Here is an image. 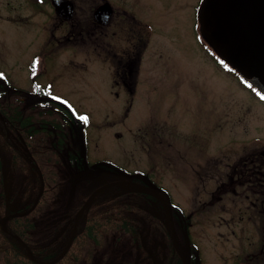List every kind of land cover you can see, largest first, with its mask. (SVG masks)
<instances>
[{"label": "rangeland", "instance_id": "rangeland-1", "mask_svg": "<svg viewBox=\"0 0 264 264\" xmlns=\"http://www.w3.org/2000/svg\"><path fill=\"white\" fill-rule=\"evenodd\" d=\"M76 1L81 8L71 23L81 24L71 27L32 0H11L10 8L0 0V84L12 81L11 91L41 88L47 97L69 104L76 145H86L82 154L74 150L83 156L82 170L71 163L68 151L53 156L61 161L49 162L63 181L51 197L61 191L66 218L75 215L95 186L115 178L111 172L96 180L85 170L108 162L118 176H141L170 194L174 213L188 226L195 264H264V207L253 203L259 195L250 190L243 166L245 157L264 150V100L238 73L216 66L207 43H196L203 0H114L137 8L149 39L135 93L114 86L116 66L133 49L138 27L119 25L118 16L104 28L90 25L88 0ZM53 140L46 144L49 150ZM6 157L9 201L25 208L40 191L37 173L15 168L11 152ZM53 205L59 203L43 204L35 216L39 243L46 228L59 234L53 229L56 220L67 222ZM148 206L149 213L165 219L158 199ZM114 232L99 235V244L92 242L95 264H128L127 254L136 255L131 238ZM159 244L165 248V239Z\"/></svg>", "mask_w": 264, "mask_h": 264}, {"label": "trees", "instance_id": "trees-1", "mask_svg": "<svg viewBox=\"0 0 264 264\" xmlns=\"http://www.w3.org/2000/svg\"><path fill=\"white\" fill-rule=\"evenodd\" d=\"M12 86H15L12 81L0 84V113L5 117L6 122L4 134L0 137V142L3 141L5 148L12 153V159H14L13 166L15 168L21 169L24 173H31V171L35 174L37 173L36 179L40 184V191L32 204L27 203V207L25 208L13 205V208L9 210V212H12V215L8 219L7 232L5 233L0 230V264H36L26 260L28 258L27 247L19 242L22 247L21 250L13 248L7 243V239L14 236L17 240L30 244L33 248L32 250L36 251L37 249L33 243L34 240L31 239L32 233H30V231L32 232L35 229V216L43 204L48 205L52 202H57L59 205H53V211L58 212L61 220L67 221L63 224L65 228L64 232H66L64 242L65 244L67 243L73 233L74 215H71L72 218H66L67 214L62 210V203L59 202L62 194L61 191L56 194V198L51 197V192L53 191L54 195L63 181L58 171L49 167V162L61 161L60 157L57 156V159H55L53 156L68 151L71 156V163L77 167V170H82L83 158L79 153L76 155L74 150L70 149V147L74 146L72 136H77V131L73 122L75 114L70 111L69 106L47 97L44 89L34 87L28 92L23 89L11 91ZM34 93H38L42 97L35 96ZM0 126H2V121L0 122ZM18 137H21V140L25 143L24 151L26 150V153L29 155L28 157L34 158V163L26 160L22 163L23 161L18 159L20 157L18 151L15 148H11V145H13ZM52 138L54 140L51 143V152H49V147L46 144H49ZM2 165L0 160V185H3L4 180H7L5 173L1 170ZM105 166H107L108 170L116 171L112 166ZM97 177L96 175V180ZM120 179L125 180L126 178L122 177ZM113 180H116V178ZM113 180H111L106 189L101 191L88 208L83 222H81V226L78 229L79 234L76 241L83 244L90 239L91 241L95 240V244H99V235L118 231L126 234L136 243V255L132 253L130 256L131 251L127 254V258L130 260L128 264H144L145 262L146 264H158L159 262L161 264H184L179 250H182L180 244L186 247V239L189 233L187 232L188 226L182 223L181 216L174 213L176 226V238H174L169 217L164 214L165 219L162 220L160 217L149 213L148 201L155 200V195L153 196L130 183L114 182ZM132 180L138 183H147L143 177L135 174L129 177V181ZM43 181H45V191L41 194ZM6 183L4 181V184ZM87 183L90 184L89 187H92L91 181ZM96 189L98 188L95 186L94 190ZM94 190H91L88 196H85V201ZM28 194L27 191L26 196L29 197L30 195ZM103 198L107 201L102 205V208H99L98 203ZM33 207L35 209L31 210ZM94 207L98 209V212L94 211ZM59 210H61V213ZM56 221L57 223L60 222L59 220ZM163 239H165V248L159 244L163 242ZM137 240L139 244H137ZM63 245L64 243H61L58 249H52L54 251V253L52 252L53 255H45L46 257L40 260L43 262L56 260L55 255L57 253L61 255L60 253L64 249ZM72 250L62 257L61 260L51 264H65L67 259H70V262L75 264V255ZM187 250L188 247H186V251H182L187 253ZM21 251L26 255L23 258ZM191 257H193L192 264H195L194 255Z\"/></svg>", "mask_w": 264, "mask_h": 264}, {"label": "flooded vegetation", "instance_id": "flooded-vegetation-1", "mask_svg": "<svg viewBox=\"0 0 264 264\" xmlns=\"http://www.w3.org/2000/svg\"><path fill=\"white\" fill-rule=\"evenodd\" d=\"M32 1L34 2V5L36 6V8H39V6H41V5L46 6L48 8L50 7L51 8V12L52 13L55 12L56 15L59 17V19L60 18L62 19L61 21H62L63 24H68V26H71V27L81 24V21H79L78 23H75L73 21V23H71L72 20H74V19L76 20L77 10H78V8H81L76 0H69V1H71V3L73 4V7H74V12L72 14L71 20H67V18H64V16L58 15L56 7H54L53 0H32ZM7 2L9 4V8H10V5L12 4L11 0H7ZM21 3H23V2H21ZM106 4L111 6L112 16H111L108 24L102 25V24L99 23L97 17L95 16V13H96V11L99 8L105 6ZM86 6H87L86 9H88L89 14L92 16L90 21H89L90 25H94V26H98V27L104 28L106 26H110L113 23V21H114V17L118 16L117 22H118L119 25L125 26L126 24H131L133 26H137L138 27L137 32L133 34V36H134V42L132 43L133 46H134L133 49L130 51V53H128V51L126 50L127 52L124 53L123 55H121V57H120L119 66H116V71H118L117 73H118L119 79H117V81H116L117 85L114 86V87L121 86L123 88V90H126V91H128V90L131 91L132 90L135 93L137 85H138V82H139L138 81V76H139V74L141 72L144 56L146 55L147 49L149 47L148 46L149 39L146 38V35H144V31H143V29H141V26H140V23L141 24L142 23L145 24V22L142 21L144 19H141V18H144V17L142 16L140 18L138 16L136 7L133 8L132 6H129V4H126V3H124V6H119L118 4L114 3V0H88V4ZM83 8H85V6H83ZM148 20L149 21L146 22V24H147L146 27L150 28L153 24L150 22V19H148ZM197 22H198V14H197ZM197 28H198V30H197L198 37H197V42L196 43H200L201 46H203V44H204V46H206L205 39H204V37L202 35V32H200V23L199 22L197 23ZM54 29H55V27H54ZM176 39H178L177 35H176ZM202 53H204L206 55L208 54L206 52H202ZM211 53L212 54H210V56L211 57L213 56L212 59H213V62H214V64L216 66H218L220 68L226 66V64L223 63L219 59L218 56H215L216 53L213 54L212 51H211ZM222 64H224V65L222 66ZM227 67L230 68L229 66H227ZM248 88H250V87H248ZM260 98L264 99L261 96H260ZM16 104H17V100H16ZM1 121H2V126H0V137H2L3 134H4V128H5L4 125L6 123L5 122V117H4V119H2L0 117V122ZM85 138H84V140H85ZM72 139H73V142H74V146L70 147V149L79 151L80 154L85 152L86 145H83V143H79V146L76 145V136H72ZM24 144L25 143L23 142V140H21V137H18V139L15 140V142L13 143V145H11V148H15L18 151L19 156H20L18 159L23 161L22 163H24L25 160L34 163V158L28 157L29 155L26 153V150L24 151ZM77 147L79 148V150H77ZM76 151H74V152L76 153ZM7 152L8 151L5 148L4 142L3 141L0 142V160H1V163L3 164L2 165V169H1L3 171V173H4L3 169L6 166L7 160H8L7 157H6L7 156ZM243 162H244V164H243L244 169H246V172L248 173V180L250 182L249 183L250 190H252L255 195H259V197H257L255 199V201H253V203L260 204L262 207H264V150H262L261 152L253 153L252 155H249L248 157H245ZM13 163H14V159H13ZM96 166H98L97 169L100 168V167L102 168V170L100 171L101 173L111 174V172H113L112 170H108L107 166L103 165L102 162H100V161H99V163H97ZM93 169H94V171L92 172V174L96 175V173H100V172H98L97 169L95 170V167H93ZM113 173H112V175H114L115 178H116V180H113L114 182H120V183L125 182L124 180H121L119 178V176L117 177ZM4 181H5V183L6 182L7 183L4 184ZM4 181H3V185L2 184L0 185V199L2 200V202L0 204V206H1V208H0V220H2L3 218H6V217H7V220H6V230L2 229L1 224H0V230L2 232L6 233L7 232V227H8V224H9L8 223V219L12 215V212H9V210H11L13 208V205L8 199V197H9L8 181L7 180H4ZM132 181H131V183H132ZM133 182H136V181H133ZM139 184H143V183H139ZM1 188H2L3 192H1ZM164 197H166V196H164ZM156 199H158V198L156 197ZM158 200L160 201L161 205H163V201L160 200V199H158ZM86 201L83 204H80V207L78 208L79 210L75 213V215L73 217L74 225H75V217H76L77 213L80 211V208L86 203ZM50 204H48V205H50ZM2 208H3L4 212L2 211ZM34 209H35V207H33L31 210H34ZM87 211H88V209L86 210V212ZM2 212H3V214H2ZM86 212H85V214H86ZM83 218H84V215L81 218V222H83ZM34 222L36 224L35 225V229L32 232L30 231V233H32V235H31V239L32 240H34V234H35L36 230H38V228L40 226V225L38 226V222L37 221H34ZM81 222H80V224L78 226V229L81 226ZM60 223H56L54 225V228H53L54 230H58L59 231V234L57 236H54L52 231H50V230H48L46 228L44 233L46 232L47 236L45 238L44 243H39L40 240H34L33 241V243L35 244V248L37 249V246L40 247V245H41V246L44 247L42 249L43 251H38V250L34 251V250H32L33 248L31 247L30 244H26L25 242H22L21 240H17V238H15L14 236H12L11 238H8L7 239V243L10 244L13 248H18L20 250L22 248L20 244H23V246L27 247V249H28V256H27L28 258L26 257L27 258L26 260L34 262L36 264H40V263H38V261L40 262L41 258L46 257L45 255H48V256L49 255H53L54 251H52V250L49 251V249L51 247H53L54 245H56V243H58V242L60 244L64 243V245H63L64 249L60 253L61 255L63 254V252L66 250L67 246L70 243L71 237L74 234V226H73V230H72L73 233L71 234L70 238L68 239L67 243L65 244L64 238H66V232H64V229H65L64 225H60ZM78 234H79V232H78ZM109 235H110L109 233H106L105 237H108ZM47 239L50 240L48 243H46ZM76 240H77V237L74 239V243L72 244V247L70 249V250L73 249L72 252H74V255H75L74 263L75 264H95V263H98V262L94 261L95 260V256H96V252L93 249L94 247H91L92 242L96 243L95 240L91 241L89 239L88 242H84L83 244H80ZM131 241L133 242V239ZM19 242H21V243L19 244ZM133 243L136 245L135 242H133ZM137 244H139L138 240H137ZM58 247H59V245H56L55 249H58ZM30 251L33 254L34 260L29 257ZM69 251H68V253H70ZM81 253H82V256H81ZM21 255H22V258H23L25 254H23L22 251H21ZM61 255H59L57 253L55 256H56V258H59V257H61ZM52 261H54V260H52ZM70 261H71L70 259H67L65 264L66 263L72 264ZM46 263H50V262H46Z\"/></svg>", "mask_w": 264, "mask_h": 264}, {"label": "water", "instance_id": "water-1", "mask_svg": "<svg viewBox=\"0 0 264 264\" xmlns=\"http://www.w3.org/2000/svg\"><path fill=\"white\" fill-rule=\"evenodd\" d=\"M53 4L58 15H62L68 20L72 18L74 7L71 1L53 0ZM95 16L100 24H108L112 16L111 6L106 4L99 8ZM198 22H200V30L206 42L213 47L219 57L235 69L259 94L264 96V0H204L199 8ZM0 117L4 119L1 113ZM88 170H92L91 167ZM121 175L129 177L126 173ZM125 182L134 184L163 201L170 226H172V236L176 238L175 215L170 195L155 186H142L127 180ZM44 187L45 181L42 184L41 194L44 193ZM107 187L105 185L95 190L80 208L75 217L74 234L61 257L50 263L42 261H38V263L51 264L61 260L68 253L78 235L81 218L101 191ZM163 194L167 198L166 201L163 200ZM6 220L7 217L0 220L3 230H6ZM187 247L191 248L188 238ZM179 254L184 264L192 263L190 254L185 256L182 251H179ZM29 257L34 260L31 251Z\"/></svg>", "mask_w": 264, "mask_h": 264}]
</instances>
